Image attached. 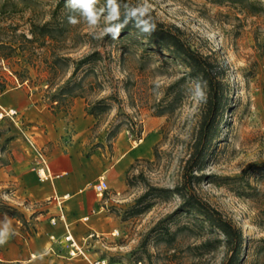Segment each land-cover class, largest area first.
Here are the masks:
<instances>
[{
    "label": "rangeland",
    "instance_id": "obj_1",
    "mask_svg": "<svg viewBox=\"0 0 264 264\" xmlns=\"http://www.w3.org/2000/svg\"><path fill=\"white\" fill-rule=\"evenodd\" d=\"M139 1L141 4L142 0ZM65 2L0 0V41L17 48L7 60L0 61V83L6 85L5 92L26 85L51 105V97L70 78L76 63L100 52L102 60L82 67L76 78L82 85L78 92L85 98L67 99L65 104L53 107L58 112L68 111L78 100L87 110L88 103L106 99L111 108L105 115L99 119L89 115L92 128L86 147L89 155L105 153L112 164L117 161L115 148L119 149V157L140 140L145 141L136 154H144L149 143L153 144L151 155L136 160L123 179L113 176L111 190L105 195L109 219L103 222L111 228L98 231L100 238L86 245L90 258L105 259L108 264H199L197 252L189 248L199 245L207 235L201 238L181 232L173 249H169L165 243H156L159 231L150 234L158 223L178 211L182 204L179 196L169 200L149 197L138 203L150 188L174 189L181 184L190 144L203 112L204 96L199 85L187 78L183 85L168 91L187 73L180 61L132 33L124 41L113 39L110 34L101 36L103 28L109 26L107 0H98L96 7L101 19L95 28L83 22L70 25L71 12L65 8ZM148 2L162 22L179 27L195 50L217 59L227 70L230 96L221 137L214 143L203 171L210 178L197 185L196 191L242 229L245 245L240 264H264V180H260L264 168L251 167L264 164V0L224 5H215L209 0ZM65 20L67 32L63 42L39 39L27 43L23 38H32L33 25L58 26ZM22 47L26 48L25 53L20 50ZM55 59L61 60L65 70L53 74L48 66ZM180 90H183L182 101L174 111L167 116H156L155 108L166 94H170V100ZM196 91L202 95L197 96ZM117 126H120L119 134L109 141L110 132ZM23 138L14 122L0 121V199L22 213L27 202L14 197L17 190L13 180L2 178L3 169L12 163L13 150H23ZM246 170L245 182L260 189L259 199L240 197L229 187L232 179L243 176ZM144 208L147 209L142 214L134 215ZM5 216L29 232L28 218L23 223ZM169 223L172 232L185 225L199 232L192 215L177 214L162 226ZM9 235L14 236L11 232ZM1 252L0 246V264H6ZM226 257V249L220 248L205 256L203 264H221ZM81 260L60 261L61 264L80 261L90 264Z\"/></svg>",
    "mask_w": 264,
    "mask_h": 264
},
{
    "label": "crops",
    "instance_id": "obj_2",
    "mask_svg": "<svg viewBox=\"0 0 264 264\" xmlns=\"http://www.w3.org/2000/svg\"><path fill=\"white\" fill-rule=\"evenodd\" d=\"M54 105L46 104L26 85L0 95L1 108L19 112L18 123L14 124L24 137L21 139L23 150H13L12 163L3 169L2 179L15 182L17 191L14 197L27 202L23 211L30 222L27 233L19 222L16 226L12 218L0 216V230L7 218L14 234L0 245L1 259L6 264L74 261L68 258V249L60 241L69 231L78 243L84 244L91 233L110 229L103 222L109 219V202L105 195L111 190L113 176L123 179L136 160L151 155L152 141L147 152L136 154L145 140L129 147L119 157V149L115 148V164L111 163L110 157L106 158L105 153L89 155L86 145L91 135L92 119L86 106L76 100L71 109L58 112ZM40 168L51 174L52 179L40 180ZM101 177H105L110 186L103 196L96 194L93 188ZM116 194L119 196L120 192ZM52 219L57 220L56 225L52 224ZM51 237H55V241ZM81 261L70 264H84Z\"/></svg>",
    "mask_w": 264,
    "mask_h": 264
},
{
    "label": "trees",
    "instance_id": "obj_3",
    "mask_svg": "<svg viewBox=\"0 0 264 264\" xmlns=\"http://www.w3.org/2000/svg\"><path fill=\"white\" fill-rule=\"evenodd\" d=\"M209 1L215 5H224L225 3H240L243 0ZM11 4L13 7L16 6L14 2H11ZM6 5L8 4H5V6ZM115 5L120 16L119 20L111 22L113 26L115 23H122L125 19H131L120 30L117 39L119 41H124L125 38L132 33L141 38L142 41H147L148 45L151 47H157L169 52L173 59L180 61L184 65L187 73L178 82L171 85L168 91L183 85L187 78H191L199 85L204 96L201 120L196 134L194 135L193 142L190 144V154L183 167L181 184L174 189L150 188V190L138 200L139 204L149 197L169 200L174 195L179 196L182 200V204L178 211L164 221L158 223V225L151 230L150 234H157L159 231L155 236L156 243H165L169 249H173V243L176 242L177 236L181 232L193 233L195 236L201 238L207 235V238L199 245L195 246L193 249H191V247L189 248L190 251L197 252L196 257L200 258L199 264H203V258L205 256L214 253L220 248H225L227 254L226 259L221 264H240L245 245V237L242 229L239 228L232 219L228 218L209 202L201 198L196 191L197 185L202 183L204 179L210 178L204 175L203 171L205 170L208 156L214 143L221 137L220 129L230 96V87L226 79L227 70L217 59L195 50L179 27L165 24L152 10L151 15L155 20L156 27L150 34L141 32L135 27V18L131 17V10L140 5L139 0H115ZM111 7L112 6L109 4L106 5L108 16H111ZM66 20L58 26H53L52 23H46L42 26L33 25L30 30L32 38H26V36H23V38L27 43H34L39 39L43 41L51 40L54 42H63V37L67 32V27L65 26ZM20 50L24 53L26 52V48L24 47L20 48ZM16 51L17 48L0 41V61L7 60L11 53H15ZM100 60H102L100 52H95L80 59L76 63L72 75L60 88L58 94L51 97V103L63 105L67 99L85 98L82 92H78L82 85L81 82H77V75L82 67ZM60 61L59 59H55L49 64L48 69L50 73L54 74L58 70H65L64 67L60 65ZM18 76L20 78V75ZM21 82L24 83L25 80L22 79ZM5 89L6 85L0 83V95L5 92ZM182 91L183 90L176 92L170 100H168L170 94H166V97L162 99L160 104L155 108V115H170L175 107L182 101ZM110 108L111 105L106 104V99H102L96 104L88 103L87 113L95 119H99L105 115ZM119 132L120 126L115 127L110 132L109 141L116 138ZM141 136L142 134L140 131L138 134L139 140ZM251 167L253 169H262L264 168V164H255ZM246 172L247 170L241 177L233 178L229 187L240 197L259 199L262 196V192L259 188L251 186L249 182H245L244 177L246 176L245 174H247ZM260 180H264V174H262ZM146 209L147 208L137 210L134 215L142 214ZM177 214L192 215L196 225L199 227V232H194V230L187 225L179 227L175 232L171 231L170 223L166 226H162L164 222L167 220L170 221ZM0 215H9L26 223L24 213L1 199Z\"/></svg>",
    "mask_w": 264,
    "mask_h": 264
},
{
    "label": "clouds",
    "instance_id": "obj_4",
    "mask_svg": "<svg viewBox=\"0 0 264 264\" xmlns=\"http://www.w3.org/2000/svg\"><path fill=\"white\" fill-rule=\"evenodd\" d=\"M108 4L111 5V16L108 17L107 21L109 26L103 28L100 33L101 36L110 34L113 39H116L120 30L127 24L130 18L125 19L122 23L111 24L112 21L119 20V12L115 5V0H107ZM98 0H66L65 8L69 9L71 14L68 15V23L70 25H77L81 22L87 24L90 28H95L101 17L99 10L96 7ZM151 5L148 0H142V3L136 8L131 10V17H134L135 27H137L143 33H151L155 27V20L151 15ZM196 95L200 96L202 93L196 91ZM11 232L10 221L5 219L3 223V229L0 230V245L6 243L8 236Z\"/></svg>",
    "mask_w": 264,
    "mask_h": 264
},
{
    "label": "built area",
    "instance_id": "obj_5",
    "mask_svg": "<svg viewBox=\"0 0 264 264\" xmlns=\"http://www.w3.org/2000/svg\"><path fill=\"white\" fill-rule=\"evenodd\" d=\"M19 112L16 109H4L0 107V121L9 119L15 124L18 123ZM40 160L43 164L45 161L42 156H40ZM38 175L40 180L46 181L52 179V175L49 173H44V168H40L38 170ZM94 191L96 194L103 196L110 190L109 182L105 177H101L94 185ZM52 224L56 225L57 220L52 219ZM100 238V235L93 232L91 233L85 240L84 244L78 243L74 236L68 231L64 236L63 240L60 241L61 244H64L68 249V258L69 259H83L88 261L90 264H108L105 259H95L92 260L86 248V245L94 239ZM51 240L55 241V237H51Z\"/></svg>",
    "mask_w": 264,
    "mask_h": 264
}]
</instances>
